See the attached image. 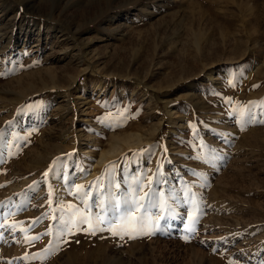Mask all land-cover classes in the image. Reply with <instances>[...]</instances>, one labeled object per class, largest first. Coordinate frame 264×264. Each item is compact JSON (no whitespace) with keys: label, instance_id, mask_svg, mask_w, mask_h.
<instances>
[{"label":"rangeland","instance_id":"1","mask_svg":"<svg viewBox=\"0 0 264 264\" xmlns=\"http://www.w3.org/2000/svg\"><path fill=\"white\" fill-rule=\"evenodd\" d=\"M262 121L264 0H0V264H264Z\"/></svg>","mask_w":264,"mask_h":264},{"label":"snow or ice","instance_id":"2","mask_svg":"<svg viewBox=\"0 0 264 264\" xmlns=\"http://www.w3.org/2000/svg\"><path fill=\"white\" fill-rule=\"evenodd\" d=\"M264 122V121H262ZM60 162V158H57L55 161H53V166L58 164ZM50 166V171H51ZM49 175V172H45L44 176L47 177ZM82 186H78L77 191H80ZM51 196V191L49 193ZM51 203V201H49ZM80 223H86L88 224V230L91 231L92 234H95V231L97 230H103L99 227L100 224H102L103 218L102 217H96V219L93 221L88 216H85L83 213L80 214ZM193 222H195L193 220ZM159 221L157 220L155 223H153L151 220H149L146 217H135V216H126L121 218V223L116 225L115 228H109V231H112L113 235H118L121 238H123V235H128L129 238H136L137 235H154L156 231L159 230L158 228ZM189 231H195L194 228L189 229ZM50 232L45 233L44 235H49ZM40 237H32L31 240H38Z\"/></svg>","mask_w":264,"mask_h":264},{"label":"bare ground","instance_id":"3","mask_svg":"<svg viewBox=\"0 0 264 264\" xmlns=\"http://www.w3.org/2000/svg\"><path fill=\"white\" fill-rule=\"evenodd\" d=\"M135 139L136 140H134V141H130V140L129 141H126L125 144L128 145L129 147L132 146V145H135L136 146L138 144H142L143 141L139 137H137ZM123 151H124L123 150V144L120 143V142L115 143L113 145V148L110 151H107L106 153H102L100 155V158L98 160V164L105 166V164L107 162H109L110 159H112L113 157H116V156L120 155ZM84 182H87V180H84Z\"/></svg>","mask_w":264,"mask_h":264}]
</instances>
